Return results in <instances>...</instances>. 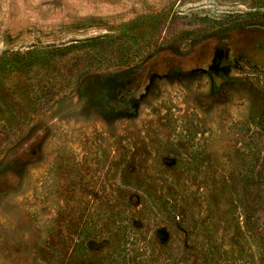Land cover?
I'll return each mask as SVG.
<instances>
[{
	"label": "rangeland",
	"instance_id": "rangeland-1",
	"mask_svg": "<svg viewBox=\"0 0 264 264\" xmlns=\"http://www.w3.org/2000/svg\"><path fill=\"white\" fill-rule=\"evenodd\" d=\"M0 264H264V0H0Z\"/></svg>",
	"mask_w": 264,
	"mask_h": 264
},
{
	"label": "trees",
	"instance_id": "trees-1",
	"mask_svg": "<svg viewBox=\"0 0 264 264\" xmlns=\"http://www.w3.org/2000/svg\"><path fill=\"white\" fill-rule=\"evenodd\" d=\"M98 40H100V39H98ZM99 42H101V41H99Z\"/></svg>",
	"mask_w": 264,
	"mask_h": 264
}]
</instances>
